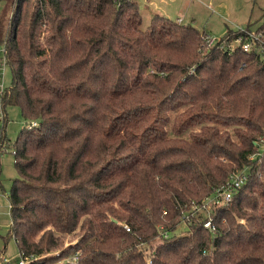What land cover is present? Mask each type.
I'll list each match as a JSON object with an SVG mask.
<instances>
[{
  "label": "trees",
  "instance_id": "obj_1",
  "mask_svg": "<svg viewBox=\"0 0 264 264\" xmlns=\"http://www.w3.org/2000/svg\"><path fill=\"white\" fill-rule=\"evenodd\" d=\"M0 2L11 72L0 147L6 107L37 123L13 144L5 244L28 264L75 253L76 264H144L140 243L151 264H264V150L249 159L264 136L258 43L244 51L246 35L228 30L207 46L197 28L160 15L143 30L136 2ZM243 169L246 182L215 210L217 232L202 214L184 221Z\"/></svg>",
  "mask_w": 264,
  "mask_h": 264
},
{
  "label": "rangeland",
  "instance_id": "obj_2",
  "mask_svg": "<svg viewBox=\"0 0 264 264\" xmlns=\"http://www.w3.org/2000/svg\"><path fill=\"white\" fill-rule=\"evenodd\" d=\"M149 6L150 9H145ZM0 2V14L3 10ZM154 10V11H152ZM139 13L142 19L141 29H146L153 15L166 16L175 20L180 18L183 23L190 24L200 32H206L214 39L222 38L228 30L238 31L246 29L260 33L258 27L264 24V0H140ZM3 55V47L0 46V57ZM11 81V72L6 67L4 70V86L8 87ZM6 123L4 127L5 150L0 153V193L8 195L13 180L18 176L14 166V147L18 141V133L21 129L30 126L25 121L17 107L5 108ZM8 201L0 197V235L6 236L10 225L8 215ZM181 224V223H180ZM182 226H179V228ZM4 242L0 239V249L4 248ZM4 259L8 264H17L20 254L12 239H8L4 248Z\"/></svg>",
  "mask_w": 264,
  "mask_h": 264
},
{
  "label": "built area",
  "instance_id": "obj_3",
  "mask_svg": "<svg viewBox=\"0 0 264 264\" xmlns=\"http://www.w3.org/2000/svg\"><path fill=\"white\" fill-rule=\"evenodd\" d=\"M116 7H120L123 3H131V2H136V0H114ZM178 24L180 23V20L176 21ZM246 35V40L241 44L242 49L244 51H250L252 50V47L254 44L258 43V46L256 47V53L260 55V57H264V36L260 33L256 32H251L246 29L240 30ZM201 37L203 42L207 46H212L218 42L219 39H214L210 37L206 32L201 33ZM241 38H238L236 41H234L231 45L230 48H228L229 52L233 50V48L240 43ZM4 60L0 63V92H2L5 88L4 86ZM193 68L189 71L192 72ZM3 120H4V115L1 110V104H0V130L3 128ZM37 123L35 121L30 122V128L35 127ZM255 145L258 146L259 151L249 157L250 160L256 158L257 156L261 155V152L264 150V136L263 138L259 139L258 142L254 143ZM3 151V148L0 147V152ZM247 179V171L243 169L242 171L238 173H234L229 175V177L226 179L224 184H222L220 187L216 188L213 190V192L206 198L203 199L202 203L200 205H195L192 206L190 209V212L188 216L185 217L186 220L184 221H189L191 217L197 216V214H202V227L209 233L213 234L217 232V226L214 223V213L215 210L218 208H222L224 206H227L230 204L232 201L235 193L237 190L246 182ZM1 198H5L8 201V195L1 194ZM8 215L10 216V210L11 206L8 202ZM164 213V211H163ZM11 224V221H10ZM10 227V225H9ZM123 229L126 232H130V228L127 225L122 226ZM9 230V228H8ZM158 231L162 235L163 238L167 237L164 232L162 231V227H158ZM160 236V235H159ZM137 249L142 253L143 256V262L144 264H151L150 261V249L147 245L144 243H140L137 245ZM3 263L8 264L9 262L6 261L3 258ZM78 261V253H75L71 255L69 258H67L66 262L69 264H76ZM29 260L27 257L20 256V260L17 262V264H28Z\"/></svg>",
  "mask_w": 264,
  "mask_h": 264
},
{
  "label": "crops",
  "instance_id": "obj_4",
  "mask_svg": "<svg viewBox=\"0 0 264 264\" xmlns=\"http://www.w3.org/2000/svg\"><path fill=\"white\" fill-rule=\"evenodd\" d=\"M139 1L140 0H136V3H137V5H138V7H139ZM145 9H150V7L149 6H145ZM152 11H154V10H152ZM155 12V11H154ZM155 15H157V14H155ZM154 16V15H153ZM161 16V15H160ZM162 17H165V18H167V19H170V18H168V17H166V16H162ZM170 20H173V19H170ZM177 20H180V23H182V24H185V23H183V21L180 19V18H176L175 20H173V21H177ZM202 32H204V31H202Z\"/></svg>",
  "mask_w": 264,
  "mask_h": 264
}]
</instances>
